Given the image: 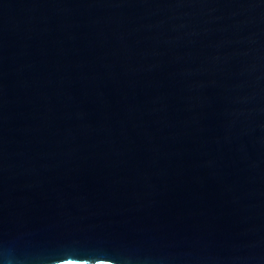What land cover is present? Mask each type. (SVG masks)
<instances>
[{"label":"water","instance_id":"obj_1","mask_svg":"<svg viewBox=\"0 0 264 264\" xmlns=\"http://www.w3.org/2000/svg\"><path fill=\"white\" fill-rule=\"evenodd\" d=\"M0 264H264V0H0Z\"/></svg>","mask_w":264,"mask_h":264}]
</instances>
